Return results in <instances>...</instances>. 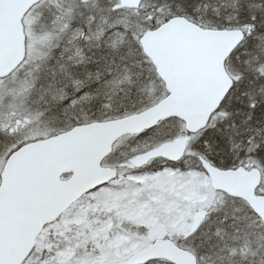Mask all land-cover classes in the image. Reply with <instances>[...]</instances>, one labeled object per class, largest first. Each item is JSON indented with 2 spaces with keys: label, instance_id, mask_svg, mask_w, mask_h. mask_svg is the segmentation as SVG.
I'll list each match as a JSON object with an SVG mask.
<instances>
[{
  "label": "snow or ice",
  "instance_id": "obj_1",
  "mask_svg": "<svg viewBox=\"0 0 264 264\" xmlns=\"http://www.w3.org/2000/svg\"><path fill=\"white\" fill-rule=\"evenodd\" d=\"M0 264H264V0H0Z\"/></svg>",
  "mask_w": 264,
  "mask_h": 264
}]
</instances>
